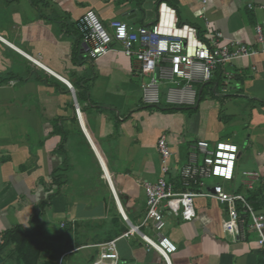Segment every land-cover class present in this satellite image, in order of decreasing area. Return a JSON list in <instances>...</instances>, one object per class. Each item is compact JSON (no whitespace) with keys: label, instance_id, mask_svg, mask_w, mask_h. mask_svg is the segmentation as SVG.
Wrapping results in <instances>:
<instances>
[{"label":"crops","instance_id":"1","mask_svg":"<svg viewBox=\"0 0 264 264\" xmlns=\"http://www.w3.org/2000/svg\"><path fill=\"white\" fill-rule=\"evenodd\" d=\"M169 2L178 23L196 28L200 40L211 43L219 33L222 45L239 41L259 52L219 68L198 89L197 105L186 108L187 119L184 107L163 112L171 107L144 106L134 60L114 45L118 52L91 61L76 30L89 10L107 28L112 21L149 27L161 3L175 9ZM77 92L90 101L78 104ZM162 135L173 176L197 140L237 145L234 179L208 185L220 183L264 212V0H0V235L38 226L47 239L62 238L57 245L66 246L55 263L86 252L92 264L97 246L126 228L121 215L134 223L144 216L143 183L161 175L156 144ZM194 208L190 222L177 211L165 216L164 235L177 247L171 264H264L248 216L244 238L235 241L221 228L223 205L196 198ZM117 246L119 264H165L138 238ZM46 260L42 255L40 263ZM9 262L6 257L3 264Z\"/></svg>","mask_w":264,"mask_h":264},{"label":"built area","instance_id":"2","mask_svg":"<svg viewBox=\"0 0 264 264\" xmlns=\"http://www.w3.org/2000/svg\"><path fill=\"white\" fill-rule=\"evenodd\" d=\"M202 2L205 4L206 0ZM76 30L91 61L118 52L114 45L120 46V52L134 60L138 77L142 79V104L147 107L162 104L172 108L195 107L198 89L210 83L219 68L233 60L250 58L259 53L239 41L222 45V35L219 33L213 36L211 43L200 40L196 28L179 25L176 10L166 3L160 4L158 18L149 27L135 28L112 21L107 28L89 10L79 18ZM256 34L262 43L259 26L256 27ZM23 55L54 75L39 61ZM224 76V79L230 78L229 73ZM60 80L72 90L68 82ZM75 108L79 116L77 102ZM156 147L161 175L154 183H143L146 196L144 216L134 223L121 215L125 232L116 239L98 245L99 251L92 264H119L117 242L133 238H138L148 251L156 252L165 264H171V255L177 247L164 235L165 216L177 211L181 221H192L196 217V198L211 199L225 207L226 217L221 222V228L235 241L244 238V215L248 216L250 228L259 237L258 247L264 250V212L256 213L243 195L225 191L220 183L208 185L211 180L231 182L234 179L239 155L237 145L224 141L211 146L206 141L197 140L190 146L188 163L175 176L172 175V152L166 136H160ZM244 176L247 179L258 178L257 174L243 173Z\"/></svg>","mask_w":264,"mask_h":264},{"label":"trees","instance_id":"3","mask_svg":"<svg viewBox=\"0 0 264 264\" xmlns=\"http://www.w3.org/2000/svg\"><path fill=\"white\" fill-rule=\"evenodd\" d=\"M169 3L175 8L177 13L178 11L176 6L171 2ZM76 97L78 104L80 105L84 101H90L88 96L84 97L79 92L76 93ZM193 108L194 107H191V109ZM160 110L163 112H174L176 111V108L171 107ZM121 231L124 233L125 229H122ZM60 240H62V238H57L56 241L47 239L44 232L38 226H31L30 228L16 226L10 230H6L0 235V264L4 263V257L6 256V251L9 248H12L11 252L15 255L19 264H57V262L55 263L54 261H58L60 259V257L64 254V249L66 248V246L62 245V243L57 245ZM52 246H56V248L55 250L50 251L49 248ZM42 255H46L49 261L46 260L40 263Z\"/></svg>","mask_w":264,"mask_h":264},{"label":"rangeland","instance_id":"4","mask_svg":"<svg viewBox=\"0 0 264 264\" xmlns=\"http://www.w3.org/2000/svg\"><path fill=\"white\" fill-rule=\"evenodd\" d=\"M184 111H183V113L185 114V115H187L185 118L187 119V117H188V110H186V108L184 107V108H182ZM184 116V115H183ZM115 199H116V202H117V206H119V205H121L120 204V201H119V198L117 197V195H115ZM85 255H86V252H82V253H79V254H77V255H72L71 257H69V258H67L66 260H65V264H89V262L87 263V261H88V259H89V257H91V255H89V257L87 258V257H85ZM7 257V259H10V262L8 263V264H14V261L13 260H15L16 262H17V260H16V258H15V255L12 253V255L10 256V257H8V255L7 256H5L4 257V259ZM12 262V263H11ZM18 263V262H17ZM19 264V263H18Z\"/></svg>","mask_w":264,"mask_h":264},{"label":"water","instance_id":"5","mask_svg":"<svg viewBox=\"0 0 264 264\" xmlns=\"http://www.w3.org/2000/svg\"><path fill=\"white\" fill-rule=\"evenodd\" d=\"M71 91H73V89H72ZM73 94H74V93H73ZM74 98H75V94H74ZM75 100H76V98H75Z\"/></svg>","mask_w":264,"mask_h":264},{"label":"bare ground","instance_id":"6","mask_svg":"<svg viewBox=\"0 0 264 264\" xmlns=\"http://www.w3.org/2000/svg\"><path fill=\"white\" fill-rule=\"evenodd\" d=\"M115 196V195H114ZM116 200V199H115ZM125 217H127V215L125 216Z\"/></svg>","mask_w":264,"mask_h":264}]
</instances>
